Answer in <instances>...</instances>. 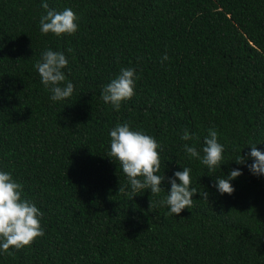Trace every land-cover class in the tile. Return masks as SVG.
<instances>
[{
	"label": "trees",
	"instance_id": "trees-1",
	"mask_svg": "<svg viewBox=\"0 0 264 264\" xmlns=\"http://www.w3.org/2000/svg\"><path fill=\"white\" fill-rule=\"evenodd\" d=\"M45 4L70 7L77 30L41 32ZM47 48L68 59L65 100L49 99L33 67ZM122 67L137 79L116 110L101 89ZM118 122L158 141L159 194L130 198L108 156ZM211 127L225 162L209 171L183 145L199 149ZM248 142L264 150V0H0V167L39 207L43 228L0 250V264H264V174L233 159ZM182 165L208 197L197 192L170 214L160 200ZM233 167L243 169L234 191L218 193L215 176Z\"/></svg>",
	"mask_w": 264,
	"mask_h": 264
},
{
	"label": "clouds",
	"instance_id": "clouds-1",
	"mask_svg": "<svg viewBox=\"0 0 264 264\" xmlns=\"http://www.w3.org/2000/svg\"><path fill=\"white\" fill-rule=\"evenodd\" d=\"M44 7L47 8V5ZM77 20L76 13L70 7L60 11L47 8L39 18V30L46 34L49 32L56 35L71 34L78 28ZM161 59L166 60L167 53H164ZM67 64L65 53L51 48L43 50L40 59L33 64L40 76L41 84L49 92V99L52 101L65 100L73 93L74 84L66 78L63 71ZM136 79L137 72L133 67H122L103 85L101 89L103 101L118 110L122 100L134 95ZM194 135L195 133L185 129L181 139L188 141ZM108 136L110 137L108 156L119 162L131 190L130 198L145 189H149L151 194H159L165 174L164 172L162 175L157 174L161 164L158 141L129 123L119 122L109 129ZM256 144L257 142L246 143L245 145L250 146L249 151L241 154L244 145L238 149L233 159L236 164L245 165L252 174L260 175L264 174V150L256 147ZM183 149L189 159L198 160L200 164L207 166L209 171L216 167L220 168L225 162L224 145L219 142L215 127L207 130L199 149L195 144L188 143L183 145ZM242 171L240 167H233L226 174L215 176L213 186L216 191L220 194H231L234 191L232 180L241 175ZM191 172V167L182 165L181 169L174 170L172 175L167 177L170 187L160 203L167 206L168 213L178 214L186 206L189 208L193 202V194L197 192L207 199V191H198L192 185ZM22 190V183L13 177L12 172L0 167V250H7L10 246L21 248L36 236L43 234L41 210L34 201L22 195Z\"/></svg>",
	"mask_w": 264,
	"mask_h": 264
}]
</instances>
